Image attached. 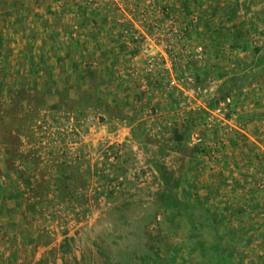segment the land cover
I'll use <instances>...</instances> for the list:
<instances>
[{
    "label": "rangeland",
    "instance_id": "1",
    "mask_svg": "<svg viewBox=\"0 0 264 264\" xmlns=\"http://www.w3.org/2000/svg\"><path fill=\"white\" fill-rule=\"evenodd\" d=\"M19 4L0 12V264H195L164 194L264 264V0ZM48 7L70 8L55 36Z\"/></svg>",
    "mask_w": 264,
    "mask_h": 264
},
{
    "label": "trees",
    "instance_id": "2",
    "mask_svg": "<svg viewBox=\"0 0 264 264\" xmlns=\"http://www.w3.org/2000/svg\"><path fill=\"white\" fill-rule=\"evenodd\" d=\"M22 1L23 0H0V12L4 11V8L6 9L7 7L18 9V7H20L19 3ZM3 15L4 14H1L0 17H3ZM1 31L0 29V32ZM7 44L8 42H6L4 46H0V55H7L8 59L9 51L6 49ZM4 47L6 48L4 49ZM58 59L60 62H63L62 58L58 57ZM162 198L164 200L163 205L166 209L170 211L178 210L180 213L186 215V223L179 222L177 226L180 228L184 227L188 231V240L195 251V264H244L242 262L243 258H251L248 254L239 250V232H237V234H231L229 238L222 240L218 236V230L221 225H217L215 222L211 221L212 216L210 214L209 216H204L205 214L200 215L199 211L189 213L188 210L197 205L179 201L177 198H175L176 202L169 200V194L162 195ZM149 260L152 264H159L158 260L161 262L164 261L167 264L169 262L168 260L160 258H158V260L149 258Z\"/></svg>",
    "mask_w": 264,
    "mask_h": 264
},
{
    "label": "crops",
    "instance_id": "3",
    "mask_svg": "<svg viewBox=\"0 0 264 264\" xmlns=\"http://www.w3.org/2000/svg\"><path fill=\"white\" fill-rule=\"evenodd\" d=\"M69 10H70V8H58V9H56L55 7H48L45 10L44 14L49 15V17L46 16L45 19L43 20V22H44V29L43 30L50 31L53 34V36H55L54 33L55 34L56 33L58 34L59 31L57 30L56 26L57 25H60L59 22L61 20V17H63L64 15L68 16V14H70ZM72 10L74 11V14H72V15L75 16V17H77L75 19L74 27L73 28L76 31H78V33L79 32H82V30H84L85 27L88 28V24L85 23L84 20H83V15H85L86 12H85L84 9H76L75 8V9H72ZM86 15H89V14L87 13ZM53 16H57L55 18L57 20V22L54 21L55 19L53 20ZM90 17H91V19H94V20H92V23L89 24L91 38L90 39L88 38L87 41L90 40V42L92 44V47L96 49V50H94L93 53H96V55L98 56V55H100V53L98 52L99 48H101V51H103L102 48H104L105 44H104V41H102V38L99 37L100 38V40H99L98 36H95V32H97V33H98V31L99 32L100 31L101 32H104L103 31V22H104L103 21V18H104V14L103 13H100V10H97V11L91 10L90 11ZM107 31H108V29H107ZM79 34H80V36L79 37H76L74 39L75 46H80V47L81 46L82 47H85L86 46L87 47L88 43L87 42H82L81 41V39H82L81 36L82 35H81V33H79ZM77 40H80V41L76 42ZM107 41L109 42V41H111V39H108L107 38ZM84 43H86V44H84ZM110 45H112V44L110 43ZM103 53H105V52L103 51ZM75 55H77V54H74L73 52L68 51V52H65L64 57L67 56V58L69 57L70 60H71L73 57H77ZM62 57H63V55H62ZM79 57L82 58V55H80ZM243 91H246L245 93H248V94H245ZM257 93L258 92H257V89L256 88H252V87L251 88H248L247 87V88L242 89L239 94L240 95H242V94L243 95H248L249 96V99L248 100H250L252 102V104H256V103H258V102H256V99L258 98ZM252 140H253V138H252ZM253 143H256V140L255 139L253 140Z\"/></svg>",
    "mask_w": 264,
    "mask_h": 264
}]
</instances>
